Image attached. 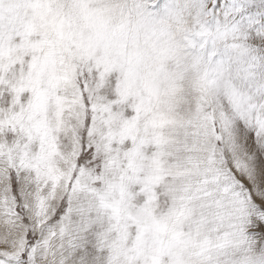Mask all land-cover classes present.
<instances>
[{"label": "snow or ice", "instance_id": "snow-or-ice-1", "mask_svg": "<svg viewBox=\"0 0 264 264\" xmlns=\"http://www.w3.org/2000/svg\"><path fill=\"white\" fill-rule=\"evenodd\" d=\"M0 264H264V0H0Z\"/></svg>", "mask_w": 264, "mask_h": 264}]
</instances>
